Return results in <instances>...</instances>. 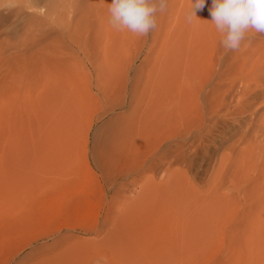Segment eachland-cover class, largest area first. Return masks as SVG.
Wrapping results in <instances>:
<instances>
[{
	"label": "rangeland",
	"instance_id": "1",
	"mask_svg": "<svg viewBox=\"0 0 264 264\" xmlns=\"http://www.w3.org/2000/svg\"><path fill=\"white\" fill-rule=\"evenodd\" d=\"M110 3L0 0V264H264V34Z\"/></svg>",
	"mask_w": 264,
	"mask_h": 264
},
{
	"label": "clouds",
	"instance_id": "2",
	"mask_svg": "<svg viewBox=\"0 0 264 264\" xmlns=\"http://www.w3.org/2000/svg\"><path fill=\"white\" fill-rule=\"evenodd\" d=\"M204 5L205 0H191L189 22L196 17L195 10ZM167 6L168 0H111L109 22L117 30L146 36L157 27L156 14L166 11ZM210 15L227 51L240 49L249 31L264 34V0H212ZM94 264H107V258L101 257Z\"/></svg>",
	"mask_w": 264,
	"mask_h": 264
}]
</instances>
